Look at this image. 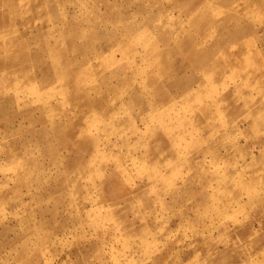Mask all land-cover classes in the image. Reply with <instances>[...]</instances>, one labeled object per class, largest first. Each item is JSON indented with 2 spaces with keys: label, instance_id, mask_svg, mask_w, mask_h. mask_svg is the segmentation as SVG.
<instances>
[{
  "label": "rangeland",
  "instance_id": "374dc122",
  "mask_svg": "<svg viewBox=\"0 0 264 264\" xmlns=\"http://www.w3.org/2000/svg\"><path fill=\"white\" fill-rule=\"evenodd\" d=\"M0 264H264V0H0Z\"/></svg>",
  "mask_w": 264,
  "mask_h": 264
},
{
  "label": "bare ground",
  "instance_id": "6f19581e",
  "mask_svg": "<svg viewBox=\"0 0 264 264\" xmlns=\"http://www.w3.org/2000/svg\"><path fill=\"white\" fill-rule=\"evenodd\" d=\"M170 85V84H169ZM174 87V86H173Z\"/></svg>",
  "mask_w": 264,
  "mask_h": 264
}]
</instances>
